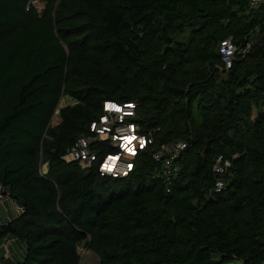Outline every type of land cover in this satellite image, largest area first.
I'll return each instance as SVG.
<instances>
[{
	"label": "trees",
	"instance_id": "trees-1",
	"mask_svg": "<svg viewBox=\"0 0 264 264\" xmlns=\"http://www.w3.org/2000/svg\"><path fill=\"white\" fill-rule=\"evenodd\" d=\"M107 100L151 138L123 177L98 171ZM80 137L97 160L71 158ZM1 197L25 253L0 264H264V0H0Z\"/></svg>",
	"mask_w": 264,
	"mask_h": 264
},
{
	"label": "built area",
	"instance_id": "built-area-1",
	"mask_svg": "<svg viewBox=\"0 0 264 264\" xmlns=\"http://www.w3.org/2000/svg\"><path fill=\"white\" fill-rule=\"evenodd\" d=\"M261 0H250L252 5H257ZM236 51V47L230 38H226L220 42L219 52L221 60L226 68L231 65V60ZM103 115L98 122H92L90 130L96 134L110 133V137L117 147L118 151L113 154H107L99 159L98 171L100 175H108L112 177H123L132 169V158L138 151L144 150L151 138L139 133L138 126L132 122H127L129 116H133L134 103L132 102H116L107 100L102 105ZM129 138L130 141H126ZM185 147L184 143L179 144L176 148L181 150ZM176 149V150H177ZM173 147H165L162 151L153 154L154 159L163 162L164 174L169 175L173 168ZM71 158L86 162H93L98 159L96 152L89 148L87 137H80L71 149ZM128 156L131 159L124 160L122 157ZM230 167V162L223 160L219 156L214 165V171L218 174L225 173ZM225 188L222 180L216 181L215 190L221 191Z\"/></svg>",
	"mask_w": 264,
	"mask_h": 264
},
{
	"label": "rangeland",
	"instance_id": "rangeland-1",
	"mask_svg": "<svg viewBox=\"0 0 264 264\" xmlns=\"http://www.w3.org/2000/svg\"><path fill=\"white\" fill-rule=\"evenodd\" d=\"M38 6H40V4L38 5ZM61 104H63V102L61 103ZM58 121V116H57V114H56V116L53 118V123H56ZM124 160H128V159H131V157H128V156H123L122 157ZM1 200H2V197H1V199H0V208L3 210V211H5V208L3 207V205L1 204ZM14 210L16 209H18L19 208V210L21 211V208H20V206L18 205V204H16V205H14L13 207H12ZM6 218V217H5ZM9 242V240L5 243V242H3V243H1L0 244V253L3 251V257H9V254H8V252H7V249L4 247V243L5 244H7ZM18 243H20V244H23V243H21V242H19V241H17ZM24 253H25V249H24V244H23V246L22 247H20L19 249H14L13 250V252H12V254H13V257H14V260L15 261H20V260H22V258H23V256H24ZM10 260L13 262H11V264H14V260H12L11 258H10ZM0 261H1V256H0ZM82 264H98V260H97V258L93 255V254H91V253H89V252H86L85 254H83V257H82ZM226 264H238V262L236 261V260H234V261H232L231 263H226Z\"/></svg>",
	"mask_w": 264,
	"mask_h": 264
},
{
	"label": "crops",
	"instance_id": "crops-1",
	"mask_svg": "<svg viewBox=\"0 0 264 264\" xmlns=\"http://www.w3.org/2000/svg\"><path fill=\"white\" fill-rule=\"evenodd\" d=\"M3 204L5 205V211H3L1 208H0V215H1V219L0 220H7V219H9V218H12V217H14L15 215H17L19 212H20V210H19V208L16 210H14L12 207L14 206V205H16V202L15 201H13L11 198H5V200H4V202H3ZM7 209V210H6ZM7 214H6V213ZM6 217V218H5ZM9 240V242H8V250H9V253H11V255H12V257H13V254H12V252H13V250L14 249H19L20 247H22L23 246V244H20V243H18L17 242V240H14V239H8ZM7 240V241H8ZM4 253H3V251L0 253V256L1 255H3ZM95 256V255H94ZM96 257V256H95ZM7 264H11V262L10 263H7ZM239 264V263H238Z\"/></svg>",
	"mask_w": 264,
	"mask_h": 264
},
{
	"label": "bare ground",
	"instance_id": "bare-ground-1",
	"mask_svg": "<svg viewBox=\"0 0 264 264\" xmlns=\"http://www.w3.org/2000/svg\"><path fill=\"white\" fill-rule=\"evenodd\" d=\"M126 141H130V139L129 138H126Z\"/></svg>",
	"mask_w": 264,
	"mask_h": 264
}]
</instances>
